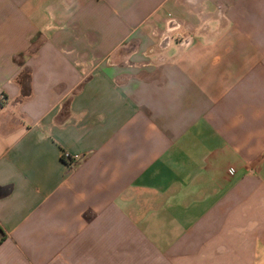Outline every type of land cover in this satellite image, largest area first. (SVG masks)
<instances>
[{
    "label": "crops",
    "instance_id": "1",
    "mask_svg": "<svg viewBox=\"0 0 264 264\" xmlns=\"http://www.w3.org/2000/svg\"><path fill=\"white\" fill-rule=\"evenodd\" d=\"M0 264H264V0H0Z\"/></svg>",
    "mask_w": 264,
    "mask_h": 264
},
{
    "label": "trees",
    "instance_id": "2",
    "mask_svg": "<svg viewBox=\"0 0 264 264\" xmlns=\"http://www.w3.org/2000/svg\"><path fill=\"white\" fill-rule=\"evenodd\" d=\"M62 159L65 161V162H67L68 164H70L71 163V161L68 159V158H66V157H62Z\"/></svg>",
    "mask_w": 264,
    "mask_h": 264
},
{
    "label": "built area",
    "instance_id": "3",
    "mask_svg": "<svg viewBox=\"0 0 264 264\" xmlns=\"http://www.w3.org/2000/svg\"><path fill=\"white\" fill-rule=\"evenodd\" d=\"M183 39H187V37L186 36L181 37L180 41H182Z\"/></svg>",
    "mask_w": 264,
    "mask_h": 264
}]
</instances>
